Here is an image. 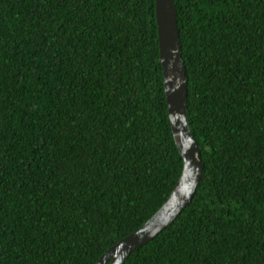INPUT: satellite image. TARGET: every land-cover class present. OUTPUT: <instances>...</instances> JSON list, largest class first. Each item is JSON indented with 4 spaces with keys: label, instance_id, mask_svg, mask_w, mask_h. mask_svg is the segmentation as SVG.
<instances>
[{
    "label": "trees",
    "instance_id": "1",
    "mask_svg": "<svg viewBox=\"0 0 264 264\" xmlns=\"http://www.w3.org/2000/svg\"><path fill=\"white\" fill-rule=\"evenodd\" d=\"M203 176L122 264H264V0H174ZM155 0H0V264H96L170 196Z\"/></svg>",
    "mask_w": 264,
    "mask_h": 264
},
{
    "label": "water",
    "instance_id": "2",
    "mask_svg": "<svg viewBox=\"0 0 264 264\" xmlns=\"http://www.w3.org/2000/svg\"><path fill=\"white\" fill-rule=\"evenodd\" d=\"M155 12L169 119L184 166L177 184L159 210L142 228L111 246L96 264H122L133 251L172 224L193 199L203 176L201 150L187 118L188 75L174 0H155Z\"/></svg>",
    "mask_w": 264,
    "mask_h": 264
}]
</instances>
